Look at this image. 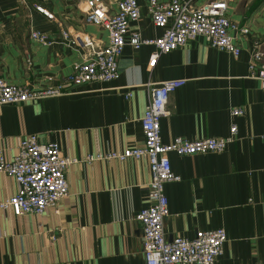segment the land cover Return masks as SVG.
<instances>
[{
    "label": "crops",
    "instance_id": "obj_1",
    "mask_svg": "<svg viewBox=\"0 0 264 264\" xmlns=\"http://www.w3.org/2000/svg\"><path fill=\"white\" fill-rule=\"evenodd\" d=\"M86 1L0 0V77L29 88L66 83L91 50L68 44L62 33L86 32L97 46L109 38L106 29L85 22ZM103 3L117 10L119 0ZM138 3L141 16L130 22L127 39L135 31L145 39L160 37L164 30L155 25L147 0ZM228 14L251 29L246 36L232 32L241 47L238 56L199 36L161 54L150 68L156 46L135 49L128 43L118 60L120 76L113 81L0 106V155L12 159L21 139L37 134L78 159L67 172L69 193L56 209L20 216L0 210V264H146L136 215L147 204L148 159L85 158L142 145L149 86L168 79L186 83L172 93L171 113L161 120L163 142L225 137L233 124L238 134L220 153L170 154L181 180L165 185L167 240L222 227L228 239L214 264L264 263V89L250 68L255 41L264 52V0H230ZM34 31L47 34L49 42L35 40ZM236 107L245 114L232 115ZM18 188L13 177L0 173V201Z\"/></svg>",
    "mask_w": 264,
    "mask_h": 264
},
{
    "label": "built area",
    "instance_id": "obj_2",
    "mask_svg": "<svg viewBox=\"0 0 264 264\" xmlns=\"http://www.w3.org/2000/svg\"><path fill=\"white\" fill-rule=\"evenodd\" d=\"M147 5L155 25L164 30L163 34L156 39H145L135 31L128 40L130 22L137 21L141 16L138 0H119L117 10H111L103 0H87L85 22L106 29L108 42L97 46L95 39L86 32L79 31L71 36L64 31L62 36L68 44H80L91 50L84 61L74 65L67 82L29 88L0 77V106L60 96L69 89L93 82L113 81L120 76L118 60L128 43L135 49L146 44L155 45L156 51L149 62L150 68H153L161 54L176 50L199 36L211 47L238 56L241 47L232 32L235 30L241 36L251 34L250 27L239 26L229 17L230 0H209L199 5L193 0H147ZM46 14L53 18L52 14ZM32 37L40 43L49 42V36L40 31H34ZM26 63L31 67V57H27ZM250 68L251 75L259 79L264 89V52L259 41H255L251 50ZM185 83L184 79H168L149 86V100L141 121L144 134L142 145L85 158L88 162L148 159L151 181L147 204L136 215L143 228L146 264H214L223 254L228 239L222 227L197 231L192 238L176 236L172 241H168L165 235L164 221L169 214L165 185L181 180V176L172 169L170 154L220 153L235 141L238 134V126L233 124L225 137L194 140L176 137L169 143L163 142L161 120L171 113L169 102L172 93ZM244 114L242 107L232 109L234 116ZM77 161V158L66 155L55 141L43 142L37 134L23 137L12 159L0 155V173L13 177L19 185L16 194L0 201V210H9L20 216L27 213L40 215L48 208L56 209L69 193L67 172Z\"/></svg>",
    "mask_w": 264,
    "mask_h": 264
}]
</instances>
